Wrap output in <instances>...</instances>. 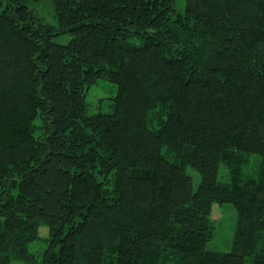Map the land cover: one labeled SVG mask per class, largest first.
Listing matches in <instances>:
<instances>
[{"label": "trees", "instance_id": "1", "mask_svg": "<svg viewBox=\"0 0 264 264\" xmlns=\"http://www.w3.org/2000/svg\"><path fill=\"white\" fill-rule=\"evenodd\" d=\"M37 1L0 0V264L41 224L40 264H264V0Z\"/></svg>", "mask_w": 264, "mask_h": 264}, {"label": "rangeland", "instance_id": "2", "mask_svg": "<svg viewBox=\"0 0 264 264\" xmlns=\"http://www.w3.org/2000/svg\"><path fill=\"white\" fill-rule=\"evenodd\" d=\"M180 6L182 3L179 2ZM35 11L41 15H44L49 21L55 22L53 14V8L47 0H39L31 4ZM66 38L63 36L61 41ZM117 94V86L109 82L100 81L97 85H94L88 92V100L93 108V111H110L113 109L112 103L114 96ZM114 95V96H111ZM158 112V111H157ZM154 123L159 124L158 120ZM167 152V149L165 150ZM250 161L244 167V173L247 176L256 175L260 168L261 158L255 155H249ZM189 173L193 176L194 186L197 188L201 182V175L198 171L191 166L188 167ZM226 168L221 165L220 178L226 176ZM214 223V236L207 244V248L216 251H232L234 246V238L238 227V211L233 203H215L213 205L211 214ZM98 231L106 230L105 227L98 225ZM105 234V233H101ZM49 235V229L44 224H41L38 230V237L29 245V249L32 255L31 260L21 258L19 256H13L12 264H40V256L42 250L46 247V238ZM81 258H83L81 256ZM174 264V263H171Z\"/></svg>", "mask_w": 264, "mask_h": 264}, {"label": "bare ground", "instance_id": "3", "mask_svg": "<svg viewBox=\"0 0 264 264\" xmlns=\"http://www.w3.org/2000/svg\"><path fill=\"white\" fill-rule=\"evenodd\" d=\"M189 172V171H188Z\"/></svg>", "mask_w": 264, "mask_h": 264}]
</instances>
